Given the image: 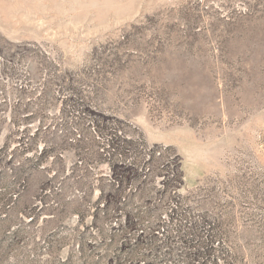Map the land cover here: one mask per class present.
<instances>
[{
    "label": "rangeland",
    "instance_id": "1",
    "mask_svg": "<svg viewBox=\"0 0 264 264\" xmlns=\"http://www.w3.org/2000/svg\"><path fill=\"white\" fill-rule=\"evenodd\" d=\"M0 264H264V0H0Z\"/></svg>",
    "mask_w": 264,
    "mask_h": 264
}]
</instances>
